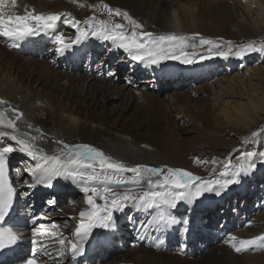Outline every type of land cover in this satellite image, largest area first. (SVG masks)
<instances>
[{
	"label": "bare ground",
	"instance_id": "6f19581e",
	"mask_svg": "<svg viewBox=\"0 0 264 264\" xmlns=\"http://www.w3.org/2000/svg\"><path fill=\"white\" fill-rule=\"evenodd\" d=\"M255 1L264 9V0H249L248 4L246 2L247 5L242 4L240 0H16L15 7L12 6V0H5L4 12L23 15L26 11L34 9L36 13L71 14L85 21L91 16L107 19V13L100 9V5L108 4L110 7L126 11L144 25L145 31L154 34L200 36L214 41H231L234 48L241 39L257 38L256 32L261 26L258 22L252 23L251 18L252 5ZM186 4L191 5L192 8H187ZM236 10L241 13L243 20L237 18ZM114 19L116 22L126 23L121 17ZM232 24L237 27L236 32L230 27ZM69 28L73 29L70 25L59 22L54 30L19 42L0 37V101L8 102L0 103V111H4L9 118H14L12 109L22 112L24 116L17 122V127L21 132L37 135L39 148L49 155L60 151V146L54 142L56 140H63L69 144L85 143L102 150L115 160H121L125 164L130 163L127 165L129 167L143 165L156 168H180L199 176V173L196 174L195 170H191L192 167L177 159V151L181 147L206 149L214 143L216 132L210 130V113L208 111L194 113V108L201 107L204 110L203 105L208 104V99L198 97L199 100H193L192 95L184 98L180 93L170 99H177L170 106L168 99L161 97L157 93V86L154 88L152 84L160 85L162 81L164 84L167 82L164 78L168 77L174 80L170 82V89H174L175 85L179 84L180 78L194 77L192 75L199 68L210 63L209 59L203 61L199 59L200 56L207 55V46L185 49L190 57L196 58L197 62L193 64L168 60L163 61L159 67H146L137 62L136 66L145 74H150V77L140 80L133 78L136 83H133L131 88L125 86L126 84L119 86L111 79V75L108 74L111 71L107 72L110 68L109 62L106 64V69L101 66L85 69L88 72L80 68H76L79 72L72 69L70 64H75L89 41L95 46L99 45V41L94 37H89L81 45L75 46L73 50L62 56L64 63L57 57L50 58L51 55L46 54L44 48L46 45H55L53 32L74 39L76 34L73 37L68 36ZM199 40L194 39L190 43L198 45ZM35 44L40 47L36 48ZM108 46L125 56L124 60L122 59L123 63L132 60L127 53L117 49L111 42H108ZM226 47L225 45L220 50H226ZM111 53L112 51L110 55ZM83 62L89 64L88 60ZM124 68L125 64L121 70L124 71ZM105 73L108 74V78H103ZM219 83L223 85L221 81ZM205 91L208 92L207 89ZM213 94L219 97L215 90ZM116 99L118 102L114 101ZM184 100L186 102L182 103ZM111 101L115 102L112 106L109 105ZM259 102L261 104L253 103L252 106L240 104L236 111L226 113L227 121L249 129L259 119L258 111L264 109V98ZM178 104L181 105L182 110L173 111L172 109H175L173 106ZM184 114H188L191 120L199 116L203 123L202 126L195 128L196 136L185 140L179 139V135L187 131L179 124V121L183 120L184 125L187 123ZM200 114H203V117H200ZM26 123L31 124L32 128H27ZM36 129L40 130L39 133ZM0 144L15 147V142L6 138L0 139ZM231 144L232 141L225 143L228 146ZM13 156L19 165L33 166L34 162L25 154L14 151ZM234 162L233 164H237V161ZM14 170V179L19 188V206L13 221L16 222L19 232L23 234L26 250H37L39 245L38 240L33 238V229H31L37 220L33 222L34 217L31 215L40 208L38 196L41 192L50 194L47 189H51L55 195L62 188L76 191L75 195L70 197V192L66 194L61 192L59 195L61 204L71 200L61 208L62 212L59 213L58 218L60 224L65 222L73 224L72 229L65 235L71 239L69 234L78 226L79 212L87 207L86 194L81 190L83 185L78 181L59 178L53 181L52 188L37 186L35 189H28L26 184L20 182L28 179L24 170H21L18 179ZM144 175L147 177L146 173ZM246 177H242L240 184L230 186L228 191L235 186L240 191L244 190ZM221 179L224 178L218 177L215 180ZM134 180L133 174L125 173L116 179L88 183L100 187L101 191L104 187H111L116 191H141V185L134 183ZM28 182L30 183L31 180ZM228 191L216 196L223 200L224 196L229 195ZM26 192L29 195L25 196ZM75 196H78L76 201L73 200ZM66 197L69 198L65 200ZM213 199L214 194H207L206 197L192 204L182 203L174 210L177 217L182 218L181 212L188 208L190 215L188 233H185L179 225L163 233L149 228L148 235L141 240L139 239L142 234L141 225L152 219L155 210L127 208L123 213H115L118 230L112 233H106L102 229L93 230L92 236L85 245L84 255L76 262L71 261L70 256L67 259L53 258L56 252L53 253V257H41L42 262L43 264H242L244 262L241 263L240 257H236L237 252L228 243L230 234L220 236L212 229L197 224L199 220L197 212L201 215L204 208L213 204ZM229 201L226 200L227 203ZM96 202L103 203L99 198ZM212 212L215 210L211 211L210 215ZM45 215L49 218L53 214ZM258 235H264V228L263 225L255 224V221L246 228V231H241L240 235L235 234L239 239H251ZM156 237L164 240L160 247L154 246ZM238 254L250 255L255 260V264L259 263L257 258L261 257V264H264V254L257 253L255 247Z\"/></svg>",
	"mask_w": 264,
	"mask_h": 264
},
{
	"label": "snow or ice",
	"instance_id": "6c2138e0",
	"mask_svg": "<svg viewBox=\"0 0 264 264\" xmlns=\"http://www.w3.org/2000/svg\"><path fill=\"white\" fill-rule=\"evenodd\" d=\"M12 6H16V0H12ZM5 0H0V37L13 41H23L29 37L46 34L54 30L59 22L70 25L76 32L74 39L66 38L63 34L53 32V43L57 46L56 51L64 56L67 52L81 45L89 37L97 40L111 42L117 49L127 53L133 61L144 64L146 67H159L163 61L177 60L183 64H193L197 60L190 57L185 51L187 48L207 46V55L200 56L201 61L212 58L213 55L225 60L231 58L244 59L252 53L264 54V43H248L233 48L232 42L211 40L200 37L199 44L190 43L196 36L177 34H154L144 30V25L130 16L126 11L101 4L100 9L107 13V19H98L96 16L88 20L80 19L64 13H36L35 10L26 11L23 15L6 14ZM115 17H121L124 22H116ZM226 50L220 49L224 46ZM217 50L213 52V50ZM111 75V73H108ZM7 104V101H0ZM14 118L6 116L0 111V139H8L15 142V147L9 145L0 149V252L14 249L22 240L23 234L13 231L12 227L6 226L5 218L13 206V198L16 189L13 187L12 179L9 178L8 156L14 151L25 154L33 166L26 167L24 174L28 179L20 182L26 184L28 189L37 186L47 188L53 187V181L63 178L78 181L82 186V192L86 194L87 207L79 212V223L69 235L71 239L61 231L59 225L53 223L51 227L55 230L51 233L41 232L34 229L37 236H51L56 239L59 246L53 257L49 251V245L41 242L29 258L23 260L22 264H40V257L63 258L66 254L71 261L76 262L85 253V245L93 234L94 229L105 230L112 233L118 230L116 212L123 213L127 208L137 210H155L150 221L141 225L142 234L139 239L144 240L151 228L157 232H166L174 226H181L185 233L189 231V219L178 218L175 211L182 203L192 204L206 197L207 194L221 195L230 186L241 183L242 177L249 176L258 167V163L264 164V152H245L243 162L232 165L229 160L225 165V175L228 178L221 180H202L191 171L180 168H156L138 165L129 167L125 163L115 160L106 155L98 148L81 143L69 144L63 140L54 141L60 146L59 153L49 155L39 148L38 136L21 132L17 122L23 119L24 114L17 109H12ZM31 129L32 125L26 123ZM39 129L36 132L39 133ZM264 132V129H261ZM260 132H253V139ZM200 162L199 160L197 161ZM215 163V162H213ZM230 170V171H229ZM17 179L21 176L19 168L15 169ZM131 173L134 175V183L140 184L141 191H116L111 187L101 188L93 186L88 182L116 179L121 174ZM147 174L145 177L144 174ZM157 177V179H152ZM31 180L29 183L28 181ZM29 193H25V196ZM97 198L103 201L98 204ZM53 203V201H49ZM47 215L34 216L35 219H47ZM66 223V222H65ZM67 241V245H66ZM35 243V241H33ZM164 240L156 237L155 247H160ZM228 243L237 252L252 248L264 249V235H258L251 239H239L232 235Z\"/></svg>",
	"mask_w": 264,
	"mask_h": 264
},
{
	"label": "rangeland",
	"instance_id": "374dc122",
	"mask_svg": "<svg viewBox=\"0 0 264 264\" xmlns=\"http://www.w3.org/2000/svg\"><path fill=\"white\" fill-rule=\"evenodd\" d=\"M240 2H242V4H246L247 2L248 4L249 0H240ZM186 7L190 8L191 5L186 4ZM244 8L245 6H243V9ZM236 13V16L239 20L244 19L238 10H236ZM251 18L253 20L252 23L258 22L261 26V28L256 32L257 38L254 40L247 38L241 39V42L237 43V46L246 45L248 43H264V9L261 8L259 3L256 1L252 5ZM230 27L236 32L237 27L234 24H232ZM69 30L72 31L71 28ZM72 34H74V32H72ZM199 39L200 36H196L195 40ZM99 41L101 44H105L101 42V40ZM105 45L106 48L100 49L101 45H99V50L95 51L93 49V45L90 43L89 46L85 48V55L81 57V61L77 62L74 66L71 65L72 69L79 72V70L76 68H80L82 71L88 72L85 70L87 68L85 66H88L89 64L90 67H92L100 65L103 62L104 64L109 62L110 68L107 70V72L111 71V79L119 86L126 84L125 86L128 85L131 88H133L134 83V81L131 79V75L136 76L137 79L149 77V74H145L142 71H140L142 72L140 73L141 75L136 74L135 71H132L134 69L133 66L135 67L137 64V62L133 60L128 62L129 65L125 67L126 69H129L127 73H120V65L123 63L125 56L121 55L120 52L118 54L116 49H112V47L108 46L107 44ZM111 51L112 53L110 55ZM46 54L51 55L50 58H56L59 56L57 55L56 48L54 46H48ZM237 59L238 58L232 59L230 57V59L225 60L223 58L213 56L209 59V62L214 64L208 70H205L204 67L199 68V75L197 76V72L196 74L192 75L195 78L187 77V79L180 76L182 78L179 77V84L175 85L174 89H170V82L172 83L174 80L172 81L166 77L164 80L167 82L162 84V81L158 86L161 88V91H157V93L160 94L161 97L168 99L170 106H172V104L177 101V99H170L174 95H178L180 93L184 98L192 95L193 100H199L200 98L198 97L208 99V104L203 105L204 110H202L201 107L194 108V113H203L202 111H208L210 113H208L210 119V130H215L216 132V136H214V143L210 144V146H208L206 149H202L201 147H181L177 151V159H180V162H183V164H186L188 167H192L191 170H195L196 174L199 173V177H201L202 180H215L218 177H223L224 179L228 178L227 175H225V165L229 160L231 161L232 165L235 166L243 162L245 152H264V132H261V129H264V109L258 111L257 116L259 119L256 120L249 129H245V126L243 127L239 124L229 123L226 117L227 112L236 111L235 109H238L240 104L253 105V103H260L259 100L264 98V54L252 53L247 55L245 59ZM84 60H88L89 64L84 63ZM130 72L132 73L130 74ZM200 75L202 76L200 77ZM103 78H108V74L105 73ZM220 81L223 83V85L219 83ZM62 82L64 84V79H62ZM153 86H157V84L154 83ZM205 89H207V93L206 91L204 92ZM214 90L216 91V94L219 95V97L213 94ZM114 101L118 102V99ZM115 102L111 101L109 105L112 106L115 104ZM185 102L186 100H184L182 103ZM191 106L193 108V105ZM173 108H175L172 109L173 111L176 109L182 110V107L179 104L173 106ZM201 116L203 117V114H200V117ZM184 117L187 121L185 125L183 122L184 120L179 121V124L184 126L183 128L187 130L179 135V139L183 140L196 136L197 131L195 128L197 126H202L203 124L199 119V116H197L194 120H191L188 114H184ZM253 132H260V135L253 139ZM231 141L232 144L230 146L225 145V143L228 144V142L231 143ZM223 144L225 146L221 147ZM198 160L200 161L199 163L197 162ZM234 161H237V164H233ZM126 165H130V163H127ZM19 169L23 170L21 166ZM252 174L246 177L245 188L242 190V192L239 191L236 186L230 191H228L229 189L224 190L223 193H227L228 191L229 195L223 197V202L220 201L216 195H214V207L211 206L214 209L210 210L206 208L203 210V215H199L201 225L207 226L215 232L222 230L224 233L230 235H240L241 231H246V228L250 226L253 221H255V224L263 225L264 228V164L258 163L257 169ZM47 190L50 194L42 191L41 195L38 196V199L40 200L41 206L46 207L48 210L51 208L53 209V215L51 218L53 221L56 220V222L60 223L58 218L59 213L62 212L61 208L70 203L71 200L67 202L64 201V203L61 204L62 200L59 195L61 192V194L70 192V197L75 195L74 192L76 191L73 192L71 189L62 188L59 190L60 192L55 195L51 189ZM78 196H75L73 200L76 201ZM69 197H66L65 200H67ZM227 199L230 200L228 203L226 202ZM49 201H53V203H49ZM186 209L188 208L186 207ZM186 209L183 210V213H181L182 217H187L188 212ZM213 210H215V212H212V215H210V212ZM61 225H63L66 232L73 226L72 223H64ZM257 253L264 254V249L257 248ZM236 257H240L239 259L241 263L244 262L242 264H255V260H253L250 255H240L237 253ZM260 258L261 257L257 258L259 261L258 264H261Z\"/></svg>",
	"mask_w": 264,
	"mask_h": 264
},
{
	"label": "water",
	"instance_id": "95a60500",
	"mask_svg": "<svg viewBox=\"0 0 264 264\" xmlns=\"http://www.w3.org/2000/svg\"><path fill=\"white\" fill-rule=\"evenodd\" d=\"M111 157V156H110ZM111 158H113V157H111ZM113 159H115V158H113Z\"/></svg>",
	"mask_w": 264,
	"mask_h": 264
}]
</instances>
